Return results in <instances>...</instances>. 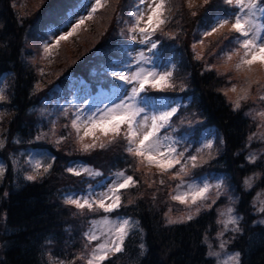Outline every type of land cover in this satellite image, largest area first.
Instances as JSON below:
<instances>
[{
    "label": "trees",
    "instance_id": "1",
    "mask_svg": "<svg viewBox=\"0 0 264 264\" xmlns=\"http://www.w3.org/2000/svg\"><path fill=\"white\" fill-rule=\"evenodd\" d=\"M75 1L0 0V74L10 72L9 98L0 103V109L4 110L0 129L4 146L0 148V156L6 168L0 176V264H48L49 252L54 258L70 262L83 252V232L90 213L85 210L80 215L63 199V192L75 187L80 179L66 171L69 160L76 156L104 172L125 169L137 181L135 188L122 190V206L114 213L134 217L139 221V229L125 240L124 251L111 255L105 264H215L214 258L207 256L204 240L206 235L213 238L219 229L216 206L224 199L202 209L191 221L168 225L165 213L169 207L173 209V217L184 210L169 197L178 180L165 174V184L160 185L158 171L137 169L122 137L110 144L108 138L102 137L104 148L80 151L71 132L69 115L49 105L50 94L58 95L63 77L68 73L86 78L105 74L107 65L121 59V44L128 40L132 0H107V6L97 10L89 26L81 27L74 37L61 41L51 55L45 56L44 28L56 22ZM188 3L189 0H169L170 22L154 36L160 41L163 56L175 65L173 78L177 90L166 94L191 98L173 117L175 133H189V138L196 139L203 126L214 127L217 137L211 156L208 153L203 156L206 162L196 169L225 174L236 184L234 187L240 193L236 208L242 216L241 231L226 234L227 247L240 252L241 264H264V225L253 224L255 215L251 206L254 192L264 188V155L257 156L255 163L247 159L249 149L256 147L255 151L260 152L262 147L261 141L253 143L256 138L252 144L248 139L256 131V122L246 113L256 111L251 108L255 100L241 99L240 108L234 111L236 100L225 94L232 87L237 91L247 88L261 91L262 82L243 69L238 72L235 62L224 55L233 50L230 43L233 32L222 29L216 36L217 32L203 35L213 14L230 7L223 0H210L209 5H203V0H192L191 8ZM227 65L230 68H225ZM246 76L250 77L248 82ZM180 119L185 123L181 124ZM188 121L192 122L191 127ZM40 133L47 135L37 141L35 137ZM60 138L66 139L57 144ZM29 146L54 154L50 171L35 181L25 179L31 168L25 163L23 149ZM256 173L259 178L254 187L244 191V178ZM75 264L83 261L75 260Z\"/></svg>",
    "mask_w": 264,
    "mask_h": 264
},
{
    "label": "snow or ice",
    "instance_id": "2",
    "mask_svg": "<svg viewBox=\"0 0 264 264\" xmlns=\"http://www.w3.org/2000/svg\"><path fill=\"white\" fill-rule=\"evenodd\" d=\"M146 0H138L137 8L129 13L133 23L129 26V33L133 34L130 39L137 40L138 43L148 46V52L152 56L146 55L144 51H139L136 55H131V50L126 49L125 53L131 56L128 61L120 62L119 67L110 69L111 74L117 81L122 82L114 87L111 97L104 103L103 108L91 106L87 112L83 109L75 114L71 121V128L75 131L76 142L80 145V151L89 152L97 147L104 148L106 144L103 138H108L107 143L114 142L117 138H123L126 141V152L135 158L137 169L145 167L151 169L155 167L160 176L159 184L164 185L165 174L170 175L171 179L178 180L169 197L172 201L182 205L185 209L183 215L173 217V209L168 208L165 213L166 223L168 225L185 223L193 220L200 214L202 209L211 207L216 200L223 194V178H218L219 182L209 183L207 176L194 178L186 182L184 177L191 175V170L202 166V154L208 151L209 157L213 149V141L205 138L202 146L196 150V154L186 155L187 148L178 151V145L181 140L188 141L189 133H185L181 138H174L168 132L161 135L162 129H168L169 132H175L173 117L177 116L182 104L179 100L167 96H153L150 93H167L176 91L177 85L173 78L175 65H161L159 60L162 53L157 51L158 41L153 37L158 30L162 31V26L167 25L171 8L169 0H152L147 4L146 9L140 5L145 4ZM223 3L230 8L218 9V13L213 14L211 27L203 35L211 36L227 26L230 31L236 33L231 44L236 45L231 52H225L228 61L233 56L239 57L235 65L236 70L252 72V66L259 61L264 66V0H223ZM210 0H203V5H209ZM202 5V6H203ZM107 6V0H78V3L65 14L60 26L51 34L55 37L53 42H46L43 50L46 54H51L52 49L57 48L61 41H66L74 36L78 30L85 24V21L93 20L98 9ZM188 6L193 7L192 0H189ZM235 8L236 11H231ZM212 12V9H209ZM197 13L194 11L192 15ZM145 15L147 19L145 20ZM207 15V14H206ZM143 23V26H141ZM65 29H67L65 31ZM175 38V37H170ZM203 44V40L200 41ZM196 45L193 44L195 50ZM155 57V59H154ZM197 58H201L197 56ZM151 65V66H149ZM43 74V72H41ZM250 77H245L248 82ZM128 86V87H125ZM181 86L180 91H183ZM235 92L236 88L232 87ZM227 94V93H225ZM247 99V91L244 95L238 97L233 104V110L240 108V100ZM264 101V95L259 97ZM7 97L0 89V103L6 102ZM4 115L0 112V118ZM253 119L258 116L264 122V110L258 113L248 112ZM184 124L185 120L180 119ZM189 127L192 122L188 121ZM264 126L258 125V127ZM82 133V134H81ZM54 134V129H53ZM46 133L38 134L35 139L41 140ZM256 133L249 136V142L253 140ZM86 138L91 139V143H85ZM57 139L56 143L62 142ZM264 140V134L260 136ZM222 142V141H221ZM4 140L0 138V148H3ZM44 153L36 155L29 154V159L25 163L31 168L30 174L25 176L28 181H35L43 174L50 171L52 164L43 160ZM249 163H255L256 153H249L247 157ZM16 163H19L18 161ZM78 162H72L66 171L73 176L88 175L91 177L102 175L99 171L90 169L86 166H76ZM172 169H176L174 173ZM6 168L0 165V176H3ZM255 176L247 177L244 180L246 189L251 190ZM152 183H155L153 181ZM137 181L132 175H127L126 171H117L113 173L112 178L100 186L97 190L93 186L89 187L83 193L66 192L64 194V203L72 205L77 209L80 215L85 213H100L88 220V229L84 232V250L78 254L74 260L65 262L59 258H54L51 252L48 253V264H75V260L83 261V264H105V261L116 253L124 251L125 240L134 230L139 229V221H135L127 216L112 217L122 206V197L124 192L135 188ZM152 184H149L151 187ZM106 189V190H104ZM213 191L214 197L213 198ZM264 193L257 192L253 198L252 206L258 213H264ZM155 200V196L152 197ZM209 201L211 203H209ZM128 203H132L131 200ZM242 217L236 214V209L232 206V197H229V203L221 210H218L217 224L221 225V231H218L216 238L220 240L218 245L220 251L213 248L212 243L205 236L204 242L209 251L207 256L214 258L215 264H241L240 252H229L227 250L228 241L222 239L224 233L228 231L240 232L239 227ZM264 224V219L259 221ZM93 242H96L95 244ZM140 248L143 250L144 245Z\"/></svg>",
    "mask_w": 264,
    "mask_h": 264
},
{
    "label": "rangeland",
    "instance_id": "3",
    "mask_svg": "<svg viewBox=\"0 0 264 264\" xmlns=\"http://www.w3.org/2000/svg\"><path fill=\"white\" fill-rule=\"evenodd\" d=\"M151 2H152V0H146L145 4L140 5V7H141L142 9H146V8H147V4H149V3H151ZM136 8H137V6L135 7V9H136ZM135 9H134V10H135ZM146 19H147V15H145V20H146ZM85 22H86V21H85ZM141 26H143V23H142ZM56 29H57V28H54V29H52V30L50 31V37H51V39H50L49 42H53V41H54L55 37H54L51 33H52L53 31H56ZM66 30H67V29H65V31H66ZM219 33H221V32H220V31L217 32L214 36L218 35ZM76 34H77V33H76ZM138 39H139V37L137 36V40H133L132 44L128 47V50H131V55H136L139 51H144V52L146 53V55H148V56H152V53H151V52H148V46H147V45H144V44H140V43H138ZM130 59H131V56L128 55V60H130ZM154 59H155V57H154ZM156 62H157L158 64H160V61H159V60H157ZM149 66H151V65H149ZM225 68H230V65L225 66ZM252 68H259V69L264 73V66H262V65L259 63V61H257V62L252 66ZM257 72H258V71H257ZM258 76L260 77L259 72H258ZM114 87H116V86H114ZM114 87H112V88L109 89V90L99 89L97 93L92 94V93L89 92V90H88V86H87V83H86L84 80H81V79H74V78H73V79H71V89H72L71 91H72V93H71V100H70V102L76 107L77 112L80 111L81 109H83L85 112H87V111L89 110V108H90L91 106H93V105L98 106V107H100V108H103L104 103L107 102L108 99L111 97V95H112V91H113ZM125 87H128V86H125ZM0 89H3L5 95H6L7 99H8V93H7L8 86L6 85V87H5L4 80H3L2 78L0 79ZM246 91H247V99H244V100H255V102H254V104H253V107H251V108H256V111H255L256 113H258L259 110H261V111L264 110V107H263V106H260V104H261V100L255 98V97H256V94H253V96H252L248 89H246ZM243 95H244V91H237V90H236L235 92L230 91L229 93H227V96H228L230 99H233V100H237L238 97H241V96H243ZM262 95H264V92L262 93ZM256 99H257V100H256ZM240 104H241V102H240ZM0 112H3V110L0 109ZM3 113H4V112H3ZM0 119H1V118H0ZM259 119H260V118H259ZM259 119H258V120H259ZM161 135H163L162 132H161ZM205 138H207V139H209V140H212V139H213L212 136H211V134H207V135H205V136L202 138V141H203ZM201 143H202V142H201ZM30 153H31L32 155H36L37 153H44V154H46V155L43 156V160H44L45 162H48V163H51V162H52L53 157H52L50 154H48L47 152H45V151L31 149V150L28 151V155H29ZM76 162H78V161H76ZM0 165H3V166H4V164H3V162H2L1 160H0ZM80 165H83V164H82L81 162H78V163L76 164L77 167H79ZM83 166H84V165H83ZM207 177H208V176H207ZM111 178H112V176H109V177L105 178L103 181H101V182L95 184L93 187L96 188L97 190H101L100 186H101L102 184H104V183H107ZM208 180H209V183H211V184H215V183L219 182V179H218V178H217V179H212V178L208 177ZM244 187H245V186H244ZM104 190H106V189H104ZM223 192H224L225 194H223V195H221V196H225V197L227 198V200H228V203H229V197H232V196H231V193L229 194V192H228L227 190H225V189H223ZM259 192H260V193H264L263 190H262V191H259ZM76 193H78V192H76ZM80 193H83V192H80ZM221 196H220V197H221ZM213 198H215V197H214V191H213ZM261 198L264 199V195H262ZM217 200H218V199H217ZM217 200H216V201H217ZM209 203H211V202L209 201ZM228 203H227V204H228ZM232 203H233V202H232ZM227 204H226V205H227ZM212 205H213V204H212ZM226 205H222V207H220L218 210L223 209ZM259 217H261L260 220L264 219V216H259ZM260 220H259V221H260ZM259 221H257V222H259ZM221 228H222V226L220 225V229H219V231H221ZM213 248H214L216 251H220V249H219L218 246L213 247ZM229 252H231V251H229Z\"/></svg>",
    "mask_w": 264,
    "mask_h": 264
}]
</instances>
